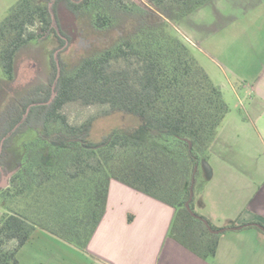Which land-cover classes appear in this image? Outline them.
<instances>
[{"label": "trees", "instance_id": "obj_1", "mask_svg": "<svg viewBox=\"0 0 264 264\" xmlns=\"http://www.w3.org/2000/svg\"><path fill=\"white\" fill-rule=\"evenodd\" d=\"M93 1L18 0L0 22V67L8 79L16 53L44 33L57 40L53 52L59 50L49 57L46 82L0 111V179L7 175L8 150L15 139L36 133L23 145L18 171L0 189V264H18V251L36 230L85 250L104 216L112 180L172 207L169 237L212 261L220 234L209 233L185 203L192 172L197 166L194 191L198 167L209 159L229 108L167 23L179 22L212 0H149L147 9L134 5L143 14L124 26L126 38L82 58L71 71L62 55L79 36L77 20ZM36 24L40 34L28 29ZM109 25L111 20L99 10L94 28ZM117 62L122 67L115 69ZM76 101L108 105L140 124L93 142L90 121L74 126L62 113L67 103ZM190 209L194 212L192 202ZM11 242L14 246L8 249Z\"/></svg>", "mask_w": 264, "mask_h": 264}, {"label": "crops", "instance_id": "obj_2", "mask_svg": "<svg viewBox=\"0 0 264 264\" xmlns=\"http://www.w3.org/2000/svg\"><path fill=\"white\" fill-rule=\"evenodd\" d=\"M176 24L184 45L206 44L222 59L225 68L210 60L218 70H204L229 108L198 167L192 207L218 229L242 228L220 234L205 261L169 237L172 207L112 180L85 250L36 230L18 254L29 251L38 264H59L45 257L51 250H72L91 264H264V232L247 227H264V2L212 0Z\"/></svg>", "mask_w": 264, "mask_h": 264}, {"label": "rangeland", "instance_id": "obj_3", "mask_svg": "<svg viewBox=\"0 0 264 264\" xmlns=\"http://www.w3.org/2000/svg\"><path fill=\"white\" fill-rule=\"evenodd\" d=\"M16 2L14 0H0V22ZM7 4H10L8 8H6ZM134 5L139 6L140 9H147L149 0H94L92 5L82 12L77 20L79 36L76 37L72 45L65 46L68 49L62 55L71 71L76 69L82 58L98 53L104 48L113 47L126 38L127 29L125 30L124 26L127 27L132 19H136L143 14L142 10H138ZM99 10H103L111 20V25L104 30L94 28V19ZM205 19H207L206 16ZM167 23L171 32L176 35L178 29L176 22L169 19ZM28 29L40 34L37 24L30 26ZM187 45L193 57L203 69L218 70L214 64L210 63V60H217V65L225 68V64L219 55L213 53L206 44L192 46L188 43ZM56 46L57 40L55 37L52 34L44 33L41 38L29 42L16 53L12 79H8L0 67V111L31 87L46 82L49 73V57L51 54L56 57L59 52V50L56 53L53 52ZM112 66L115 69L121 68L122 63H113ZM62 113L66 116L68 122L74 126L90 121L92 125L90 140L93 142L102 140L113 130L125 134L140 124L138 118L126 113L111 111L108 105H83L79 101L70 102L63 107ZM145 137L140 135V139H147ZM35 138V132H28L16 138L13 146L8 150L5 164L7 175L2 176L0 179V181L4 180L5 187L8 186L10 177L18 171V162L22 157L23 145ZM197 183L198 173L193 191L194 197L197 195ZM2 212L3 209L0 207V215ZM34 241L38 240L35 239ZM13 246L14 243L11 242L7 245V248L11 249ZM24 251L21 254L17 253L16 256L20 264H38L29 251ZM68 252L69 254L65 251L51 250L49 253H45V257L48 259L54 257L53 259L59 264H91L89 260H84L82 256H78L80 254H75L72 250H68Z\"/></svg>", "mask_w": 264, "mask_h": 264}, {"label": "water", "instance_id": "obj_4", "mask_svg": "<svg viewBox=\"0 0 264 264\" xmlns=\"http://www.w3.org/2000/svg\"><path fill=\"white\" fill-rule=\"evenodd\" d=\"M1 147H2V143L0 144V152H1ZM197 170V166L194 168L192 175H191V184L189 187V198L187 200V202L185 203V209L188 211V213L190 214L191 217L195 218V219H199L204 225L205 227L208 229L209 233L213 234V235H219L222 234L228 230H237V229H241L242 227H231V228H221V229H217L214 230L212 228H210V226L208 225V223L199 218L191 209H190V202L192 201L193 198V186H194V181H195V173ZM5 187L4 184V180L2 179L0 181V189H3ZM253 227L259 229L260 231L264 232V227L259 225V224H251Z\"/></svg>", "mask_w": 264, "mask_h": 264}]
</instances>
